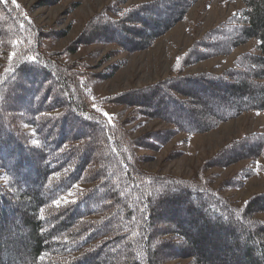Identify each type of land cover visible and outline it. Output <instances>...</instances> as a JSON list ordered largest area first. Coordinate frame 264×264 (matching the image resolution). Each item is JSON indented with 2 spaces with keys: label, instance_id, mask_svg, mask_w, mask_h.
Returning <instances> with one entry per match:
<instances>
[{
  "label": "trees",
  "instance_id": "16d2710c",
  "mask_svg": "<svg viewBox=\"0 0 264 264\" xmlns=\"http://www.w3.org/2000/svg\"><path fill=\"white\" fill-rule=\"evenodd\" d=\"M198 1L111 0L51 50L46 41L66 38L69 27L46 28L20 1L0 0V46L9 53L0 61V264H264V189L242 202L224 194L258 171L217 186L207 174L264 159V132L226 142L191 177L148 170L155 156L137 151L159 152L182 132L264 111V0H243L178 56L170 75L143 86L97 98L88 81L111 79L123 63L95 72L83 59L66 61L96 43L117 46L103 61L148 50ZM253 38L259 52L241 53L221 72L185 71ZM103 106H126L131 117L105 115ZM138 116L168 126L134 136L128 125ZM77 184L85 186L62 201Z\"/></svg>",
  "mask_w": 264,
  "mask_h": 264
},
{
  "label": "rangeland",
  "instance_id": "374dc122",
  "mask_svg": "<svg viewBox=\"0 0 264 264\" xmlns=\"http://www.w3.org/2000/svg\"><path fill=\"white\" fill-rule=\"evenodd\" d=\"M27 13L41 26L53 29L70 28L69 35L61 40L46 41L51 50H58L73 40L82 30L86 22L99 12L111 0H61L56 5L37 6L38 0H18ZM122 6H130L147 0H119ZM244 7L243 0H199L188 13L186 19L175 26L166 35L159 38L155 45L148 50L129 54L121 52L103 61L106 55L116 50L114 44L96 43L82 47L76 54L66 60L71 62L83 59L95 72H106L111 64L122 62L123 67L111 79L88 81V86L97 98L114 94L123 89L139 87L171 74V67L178 56L189 45L200 38L206 31L227 21L231 16L238 14ZM244 52H259L258 40L249 42L235 48L231 55L216 56L202 61L185 69L186 72L212 71L221 72L225 68L233 66L234 60ZM9 53L4 52L0 46V61H5ZM103 112L116 116L122 120L131 117V110L126 106H103ZM168 125L160 120H150L138 116L128 125L131 133L138 136L146 131L166 128ZM264 132V111H249L243 115L223 123L219 128L200 134H188L182 132L166 144L159 152L147 149H138L140 154L154 155L155 160L144 163L148 170H160L184 177L196 174L200 165L212 156L222 145L233 138L240 137L250 132ZM182 150L183 155L174 159H167L172 151ZM264 165V159L244 160L229 167H215L207 171L213 185L217 186L223 179L236 177L244 169L252 168L257 174L241 178L242 187L227 189L224 194L234 201L242 202L251 195L264 189V172L258 169ZM85 185L77 184L64 196L62 201L74 199L76 194ZM264 220V213L257 215Z\"/></svg>",
  "mask_w": 264,
  "mask_h": 264
},
{
  "label": "snow or ice",
  "instance_id": "6c2138e0",
  "mask_svg": "<svg viewBox=\"0 0 264 264\" xmlns=\"http://www.w3.org/2000/svg\"><path fill=\"white\" fill-rule=\"evenodd\" d=\"M105 115H107V113H105Z\"/></svg>",
  "mask_w": 264,
  "mask_h": 264
}]
</instances>
